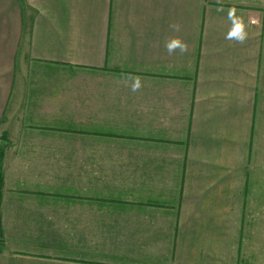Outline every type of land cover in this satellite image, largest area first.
<instances>
[{"label":"crops","instance_id":"crops-1","mask_svg":"<svg viewBox=\"0 0 264 264\" xmlns=\"http://www.w3.org/2000/svg\"><path fill=\"white\" fill-rule=\"evenodd\" d=\"M0 264H264V0H0Z\"/></svg>","mask_w":264,"mask_h":264},{"label":"clouds","instance_id":"clouds-1","mask_svg":"<svg viewBox=\"0 0 264 264\" xmlns=\"http://www.w3.org/2000/svg\"><path fill=\"white\" fill-rule=\"evenodd\" d=\"M221 9H218L220 11ZM228 18L232 21V27L228 31L226 38L229 40H237L243 42L248 37L247 24L246 22L237 16L236 9L230 8L228 10ZM252 24H258L259 21L255 18L250 20ZM174 30H176L175 25H171ZM166 48L169 54L174 53L177 49L181 52L187 51V43L183 41L180 37H173L166 42ZM142 81L139 77H132V90L136 91L141 87Z\"/></svg>","mask_w":264,"mask_h":264}]
</instances>
